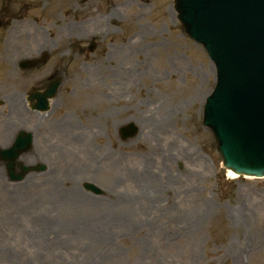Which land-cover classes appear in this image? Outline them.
<instances>
[{"label": "rangeland", "instance_id": "obj_1", "mask_svg": "<svg viewBox=\"0 0 264 264\" xmlns=\"http://www.w3.org/2000/svg\"><path fill=\"white\" fill-rule=\"evenodd\" d=\"M46 3L48 23L16 29L13 63L52 48L69 77L52 117L35 118L55 129L21 160L48 170L11 182L0 164V264H264V178L223 167L203 125L216 67L183 32L174 0L21 5L40 17ZM93 40L96 52H84ZM85 58L100 65L79 67ZM29 80L0 71V146L38 125L26 119ZM128 123L139 136L122 141Z\"/></svg>", "mask_w": 264, "mask_h": 264}, {"label": "water", "instance_id": "obj_2", "mask_svg": "<svg viewBox=\"0 0 264 264\" xmlns=\"http://www.w3.org/2000/svg\"><path fill=\"white\" fill-rule=\"evenodd\" d=\"M176 8L188 35L205 46L218 68L204 123L215 134L224 166L238 175L263 177L264 0H176ZM242 25L243 47L228 46L227 34H239ZM125 129V138L138 132L133 125Z\"/></svg>", "mask_w": 264, "mask_h": 264}, {"label": "flooded vegetation", "instance_id": "obj_3", "mask_svg": "<svg viewBox=\"0 0 264 264\" xmlns=\"http://www.w3.org/2000/svg\"><path fill=\"white\" fill-rule=\"evenodd\" d=\"M22 0H0V28L8 29L7 25H14L16 23L23 22L26 17H29L30 9L22 8ZM43 21L49 22V16L47 12V5L43 4ZM48 52V61L46 64L38 65L37 69H33L29 72H24L27 77H33V86L31 90L27 93L26 98H30V94L34 93H44L55 81L56 78L61 77L59 69H62L61 66L51 65L54 61L52 60V54L54 53L52 49L45 50L41 52L40 57L43 53ZM51 65V66H50ZM41 74V75H38ZM29 100V99H28ZM28 105V102L26 100ZM31 107H36L38 105V100L29 102ZM30 109L31 118H34L35 112L33 109ZM36 129H38L36 127Z\"/></svg>", "mask_w": 264, "mask_h": 264}, {"label": "bare ground", "instance_id": "obj_4", "mask_svg": "<svg viewBox=\"0 0 264 264\" xmlns=\"http://www.w3.org/2000/svg\"><path fill=\"white\" fill-rule=\"evenodd\" d=\"M84 166H87V162H85V165H84ZM84 166H83V167H84ZM229 177H230V178H234V179L237 178V177L235 176V174H234L232 171H230V173H229Z\"/></svg>", "mask_w": 264, "mask_h": 264}]
</instances>
